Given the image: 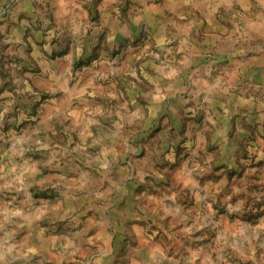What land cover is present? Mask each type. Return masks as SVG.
<instances>
[{"label": "rangeland", "instance_id": "obj_1", "mask_svg": "<svg viewBox=\"0 0 264 264\" xmlns=\"http://www.w3.org/2000/svg\"><path fill=\"white\" fill-rule=\"evenodd\" d=\"M2 144L0 264H264V0H0Z\"/></svg>", "mask_w": 264, "mask_h": 264}, {"label": "crops", "instance_id": "obj_2", "mask_svg": "<svg viewBox=\"0 0 264 264\" xmlns=\"http://www.w3.org/2000/svg\"><path fill=\"white\" fill-rule=\"evenodd\" d=\"M245 9L249 8L248 3H245ZM243 5V6H244ZM216 12L219 11V9H215ZM240 11L238 9H233V14L232 15H239ZM227 16V15H226ZM219 17V19H218ZM230 17V18H231ZM205 18H207V20L205 21L206 24L205 26H207V30L210 29L211 27L217 29L214 32V35L216 37L218 36H223L225 33V24L228 21H230L227 17L225 16H221V15H216L215 14H210V15H206ZM210 20V21H209ZM209 21V22H208ZM208 22V23H207ZM207 30L205 31L206 33ZM227 33V32H226ZM234 32L231 31V34H233ZM230 34V32H229ZM16 40H14L15 42ZM24 47V46H22ZM11 154V155H10ZM5 157H7V174L9 175V173H14V170L16 168V164H17V160H16V156L14 152H10L9 150H7L6 152V147L2 144L0 145V160L5 159ZM8 185L9 187H13V189H11V192H14V190L20 191L22 189V187L19 184H16L18 182H15V184L12 185V183L10 182V180H8ZM24 192L26 190V188L22 189ZM24 221H22V224H19L18 221L16 224L13 225V228H16V230L14 232L17 233L16 236H13V243L9 244V248H8V256L10 257V259L15 263L18 260V257L21 256V249L24 250L26 249V253H30L29 250H27L28 248L26 247L27 245V238H28V233L26 230H29L31 227L32 223H35L36 225L37 220L35 221L31 216H29L28 214L23 216ZM47 233L48 234V239L49 241V246L50 247H46L47 251H48V255L45 256V258L42 260V264H65L64 263V245L62 243V241L58 238L59 235L58 234H50L51 230L47 228ZM13 232V233H14ZM142 243V242H141ZM144 244V243H143ZM18 246V247H17ZM56 253V254H54Z\"/></svg>", "mask_w": 264, "mask_h": 264}]
</instances>
